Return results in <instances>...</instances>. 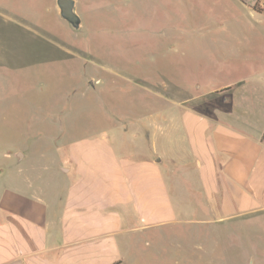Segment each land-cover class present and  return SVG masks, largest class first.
<instances>
[{"label":"rangeland","instance_id":"374dc122","mask_svg":"<svg viewBox=\"0 0 264 264\" xmlns=\"http://www.w3.org/2000/svg\"><path fill=\"white\" fill-rule=\"evenodd\" d=\"M81 1V30L57 22L45 6L23 21L6 10L17 21L0 25L2 173L17 153L23 166L64 162L73 144L103 135L132 161L142 149L157 150L164 171L183 100L197 103L219 86L264 80V0H109L83 11ZM188 192L169 187L176 222L151 232L157 242L125 264H264L261 219L205 226L186 204Z\"/></svg>","mask_w":264,"mask_h":264},{"label":"crops","instance_id":"0c3cea01","mask_svg":"<svg viewBox=\"0 0 264 264\" xmlns=\"http://www.w3.org/2000/svg\"><path fill=\"white\" fill-rule=\"evenodd\" d=\"M23 1L29 3L0 0V25L17 21L6 10L29 20L30 11L46 3ZM50 1L45 8L59 22L56 0ZM74 1L78 12L81 0ZM81 3L83 11L109 0ZM34 24L45 25L42 20ZM33 25L18 26L37 32ZM198 98L197 103L196 98L181 103V127L169 145L174 156L165 158L164 171L157 150L142 149L132 161L105 135L73 144L64 162L23 166L25 158L13 156L5 173L0 167V264H125L138 259L142 245L157 242L151 232L176 222L178 206L170 186L189 190L186 204L201 215L196 221L207 226L256 216L264 239V80L236 81Z\"/></svg>","mask_w":264,"mask_h":264},{"label":"water","instance_id":"95a60500","mask_svg":"<svg viewBox=\"0 0 264 264\" xmlns=\"http://www.w3.org/2000/svg\"><path fill=\"white\" fill-rule=\"evenodd\" d=\"M56 5L58 7L60 17L64 19L73 30L80 29L81 21L76 12L75 1L56 0ZM16 156L19 157L20 154L17 153ZM156 162H160V158H157Z\"/></svg>","mask_w":264,"mask_h":264}]
</instances>
